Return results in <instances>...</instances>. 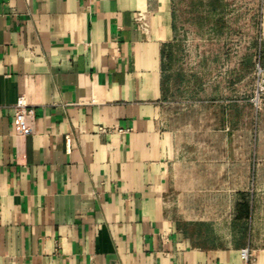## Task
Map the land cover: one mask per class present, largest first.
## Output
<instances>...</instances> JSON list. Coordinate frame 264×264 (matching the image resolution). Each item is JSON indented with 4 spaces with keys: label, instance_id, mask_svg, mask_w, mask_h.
<instances>
[{
    "label": "crops",
    "instance_id": "0c3cea01",
    "mask_svg": "<svg viewBox=\"0 0 264 264\" xmlns=\"http://www.w3.org/2000/svg\"><path fill=\"white\" fill-rule=\"evenodd\" d=\"M175 37V0H0V264H264V142L189 155Z\"/></svg>",
    "mask_w": 264,
    "mask_h": 264
},
{
    "label": "rangeland",
    "instance_id": "374dc122",
    "mask_svg": "<svg viewBox=\"0 0 264 264\" xmlns=\"http://www.w3.org/2000/svg\"><path fill=\"white\" fill-rule=\"evenodd\" d=\"M248 2L175 0L166 101L170 125L182 129L190 156L199 154L198 143L245 142L246 129L254 144L264 142V24ZM254 154L257 161L264 151Z\"/></svg>",
    "mask_w": 264,
    "mask_h": 264
},
{
    "label": "built area",
    "instance_id": "2783aa9c",
    "mask_svg": "<svg viewBox=\"0 0 264 264\" xmlns=\"http://www.w3.org/2000/svg\"><path fill=\"white\" fill-rule=\"evenodd\" d=\"M256 3L253 5L252 0L248 2L249 6L256 9H260L262 24H264V0H255ZM264 32H262L263 34ZM264 35V34H263ZM36 110L31 106L23 95L18 96L14 103V117L15 122L22 132H28V123L30 118L35 116ZM0 117H1V106H0ZM242 257L247 260L249 257V249L243 248Z\"/></svg>",
    "mask_w": 264,
    "mask_h": 264
}]
</instances>
